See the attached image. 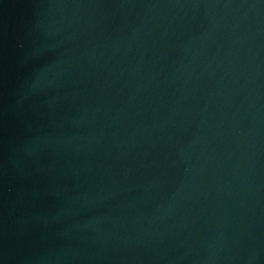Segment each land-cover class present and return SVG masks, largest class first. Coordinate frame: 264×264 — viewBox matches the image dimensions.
<instances>
[{"label": "water", "instance_id": "95a60500", "mask_svg": "<svg viewBox=\"0 0 264 264\" xmlns=\"http://www.w3.org/2000/svg\"><path fill=\"white\" fill-rule=\"evenodd\" d=\"M0 264H264V0H0Z\"/></svg>", "mask_w": 264, "mask_h": 264}]
</instances>
